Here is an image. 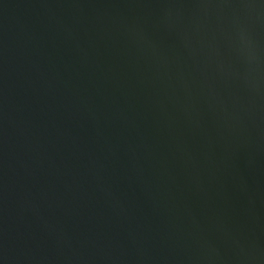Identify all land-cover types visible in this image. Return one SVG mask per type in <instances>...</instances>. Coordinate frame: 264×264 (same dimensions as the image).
I'll return each mask as SVG.
<instances>
[{
	"label": "water",
	"instance_id": "water-1",
	"mask_svg": "<svg viewBox=\"0 0 264 264\" xmlns=\"http://www.w3.org/2000/svg\"><path fill=\"white\" fill-rule=\"evenodd\" d=\"M0 264H264V0H0Z\"/></svg>",
	"mask_w": 264,
	"mask_h": 264
}]
</instances>
